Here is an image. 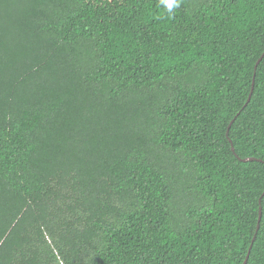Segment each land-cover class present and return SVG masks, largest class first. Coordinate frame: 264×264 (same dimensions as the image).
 Wrapping results in <instances>:
<instances>
[{
	"label": "trees",
	"instance_id": "1",
	"mask_svg": "<svg viewBox=\"0 0 264 264\" xmlns=\"http://www.w3.org/2000/svg\"><path fill=\"white\" fill-rule=\"evenodd\" d=\"M263 51L264 0H0V264H264Z\"/></svg>",
	"mask_w": 264,
	"mask_h": 264
},
{
	"label": "water",
	"instance_id": "2",
	"mask_svg": "<svg viewBox=\"0 0 264 264\" xmlns=\"http://www.w3.org/2000/svg\"><path fill=\"white\" fill-rule=\"evenodd\" d=\"M263 57H264V51L262 52V54L260 55V57L258 58V60L256 61L255 65H254V73H253V78H252L251 90H250V93H249V95H248V98H247V100H246L245 105L249 102V100H250V98H251V95H252V92H253V88H254V77H255V72H256V69H257V66H258L259 62L261 61V59H262ZM245 105H244V106H245ZM238 114H239V112L237 113V115H238ZM237 115H236V116H237ZM236 116H235V117H236ZM235 117L230 121V123H229V125H228V127H227V130H226V136H227V138H228L229 141H230V138L228 137V131H229L230 126H231V124L233 123ZM230 143H231V141H230ZM231 150L234 151V148H233L232 144H231ZM252 159H253V158H246V159H241V160H242V161H247V160H252ZM262 195H264V191H263ZM259 201H260V200H259ZM260 219H261V208L259 207V215H258V223H257L256 231H257V229H258ZM255 236H256V233L254 234V237L252 238L251 244H250V246H249V249H248V252H247V255H246V258H245L243 264H246V261H247V259H248V256H249V253H250V249H251L252 244H253V242H254Z\"/></svg>",
	"mask_w": 264,
	"mask_h": 264
},
{
	"label": "clouds",
	"instance_id": "3",
	"mask_svg": "<svg viewBox=\"0 0 264 264\" xmlns=\"http://www.w3.org/2000/svg\"><path fill=\"white\" fill-rule=\"evenodd\" d=\"M169 15H174L176 9L180 7L181 0H162Z\"/></svg>",
	"mask_w": 264,
	"mask_h": 264
}]
</instances>
